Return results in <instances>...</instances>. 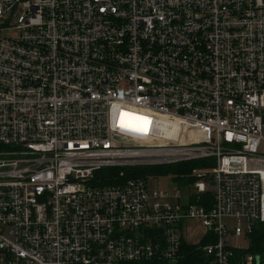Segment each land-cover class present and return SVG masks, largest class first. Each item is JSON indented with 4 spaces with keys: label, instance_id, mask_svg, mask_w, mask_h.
Instances as JSON below:
<instances>
[{
    "label": "built area",
    "instance_id": "2783aa9c",
    "mask_svg": "<svg viewBox=\"0 0 264 264\" xmlns=\"http://www.w3.org/2000/svg\"><path fill=\"white\" fill-rule=\"evenodd\" d=\"M191 161L188 203L127 173ZM190 220L264 264V0H0V264H178Z\"/></svg>",
    "mask_w": 264,
    "mask_h": 264
},
{
    "label": "rangeland",
    "instance_id": "374dc122",
    "mask_svg": "<svg viewBox=\"0 0 264 264\" xmlns=\"http://www.w3.org/2000/svg\"><path fill=\"white\" fill-rule=\"evenodd\" d=\"M17 22V17L16 21ZM17 31L6 32L5 34L13 37L16 35ZM179 166L177 164L171 165H161L157 167H136V170H132L138 173L137 170H146L148 173L153 174L147 177L148 185L152 189H160L169 192L171 195L178 194L181 197L183 203H188L187 193L190 191L186 188V183L181 182L180 179L176 178L175 172L178 171ZM154 172V173H153ZM140 174V173H139ZM184 180H188L187 177H183ZM192 190V189H191ZM231 225H234V222ZM186 238L191 246L201 245L202 243H207L209 238L206 236L204 227L197 220H190L186 227ZM232 244L237 247L247 248L249 245V239L247 237H238L232 240Z\"/></svg>",
    "mask_w": 264,
    "mask_h": 264
},
{
    "label": "trees",
    "instance_id": "16d2710c",
    "mask_svg": "<svg viewBox=\"0 0 264 264\" xmlns=\"http://www.w3.org/2000/svg\"><path fill=\"white\" fill-rule=\"evenodd\" d=\"M208 163L207 161H191L187 163H179L178 171L175 172L177 179H180L181 182L189 183L193 180L191 177V170L197 167H204ZM117 171H103L101 175L106 176V183L112 182L111 179L113 176L117 175ZM129 175L143 176V175H153L146 170H140L138 173H135L132 170L127 169ZM140 173V174H139ZM154 173V172H153ZM183 177H187L188 180H184ZM251 244L249 246V252L260 254L264 257V224H258L254 228V234L251 237ZM183 254L180 262L178 264H210L209 258L206 257L203 252L197 246L184 245ZM137 264H165L160 261H150V262H141Z\"/></svg>",
    "mask_w": 264,
    "mask_h": 264
},
{
    "label": "snow or ice",
    "instance_id": "6c2138e0",
    "mask_svg": "<svg viewBox=\"0 0 264 264\" xmlns=\"http://www.w3.org/2000/svg\"><path fill=\"white\" fill-rule=\"evenodd\" d=\"M124 115L129 116V118L131 120L143 122V127L129 126V125H126L123 122H121L120 127H122V128L127 127L130 131L139 132L141 134H147V131H148L147 125L150 123L148 118H146V117H135V116H131L130 114H127V113H125Z\"/></svg>",
    "mask_w": 264,
    "mask_h": 264
},
{
    "label": "water",
    "instance_id": "95a60500",
    "mask_svg": "<svg viewBox=\"0 0 264 264\" xmlns=\"http://www.w3.org/2000/svg\"><path fill=\"white\" fill-rule=\"evenodd\" d=\"M117 140H119L120 142H122V143H124V144H127V145L130 144L129 141H126V140H123V139H117ZM257 260L259 261V258H257Z\"/></svg>",
    "mask_w": 264,
    "mask_h": 264
}]
</instances>
